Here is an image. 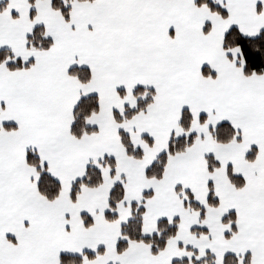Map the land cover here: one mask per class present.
<instances>
[{"label": "snow or ice", "instance_id": "6c2138e0", "mask_svg": "<svg viewBox=\"0 0 264 264\" xmlns=\"http://www.w3.org/2000/svg\"><path fill=\"white\" fill-rule=\"evenodd\" d=\"M0 264H264V0H0Z\"/></svg>", "mask_w": 264, "mask_h": 264}]
</instances>
